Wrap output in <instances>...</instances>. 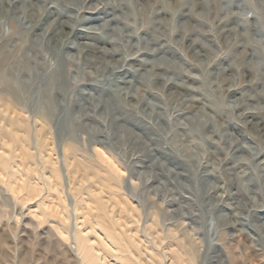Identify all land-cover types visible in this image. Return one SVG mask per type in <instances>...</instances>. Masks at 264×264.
I'll list each match as a JSON object with an SVG mask.
<instances>
[{"label":"rangeland","instance_id":"obj_1","mask_svg":"<svg viewBox=\"0 0 264 264\" xmlns=\"http://www.w3.org/2000/svg\"><path fill=\"white\" fill-rule=\"evenodd\" d=\"M96 2L88 0L85 8ZM137 2L155 6L153 16L145 14L139 35L129 38L132 46L143 49L128 63L136 67L144 65L143 81L148 90L141 89L137 95L149 103L137 111L134 99L131 104L121 100L132 112V118L119 126V134L128 140L142 137L151 145L150 136L144 135L148 132L160 138L166 145V153L157 152L151 146L133 153L127 148L115 147L107 137L89 142L74 135L66 122L54 119L50 112H41L39 107L19 101L0 104V123H9L17 131L14 135L0 130V143L10 144L4 145L7 151L19 147L14 154L20 151V142L26 143L24 148L30 150L29 155L18 152L21 157L14 156L12 161L22 164V158L34 164L30 171L24 163L19 168L15 165V170L9 172L0 170V264H10L9 256L11 264H84L73 239L81 224L85 231L98 233L96 236L92 232L91 240L100 244V253L109 264H188L186 246L194 242L188 227L189 217L185 214L194 193L184 185L190 184L197 175L192 170V158L199 153V148L193 140L202 141L214 153L210 156L211 163L201 166L204 174L199 176L201 185L206 183L211 187L216 182L215 169L231 175L243 167L238 159L243 153L230 155L220 138L247 143L255 134L253 126L259 121L256 113L264 110V99L248 100L247 94L252 89L240 83L235 74L225 71V62L218 55L219 46L215 43L219 37L213 36L209 28L201 27L206 22L198 20L199 9L195 3L190 13L182 7L184 0H133ZM111 7L101 8L98 13L85 11L83 15L100 18L88 21L89 25L85 23L83 27H95L102 19L110 18ZM51 9L62 11L55 5ZM66 11L65 15L74 13L75 9ZM45 13L42 6L41 15ZM131 31L125 28V32ZM132 52L135 53V48ZM121 54L116 51L113 57L118 60ZM228 79H236L240 89L215 93L208 88L210 80ZM163 102L170 109L166 117L156 115ZM226 103L245 105L247 115L244 108L226 110ZM177 116L179 122L174 123ZM18 117L28 130L37 127L48 137L54 152L51 151L52 158L59 160L55 169L49 163L43 165L37 153L31 154L36 152L35 138L32 132L23 134L20 124H16ZM245 132L248 137L242 135ZM205 136L211 140L204 141ZM168 137L171 143L165 139ZM64 145L75 151L76 161L71 160L75 167L69 170L60 160ZM78 162L81 163L77 166ZM41 172L51 175L58 183L48 187ZM154 232L162 237L157 243L153 240ZM130 233L139 239L137 247L129 239ZM256 235L253 231L251 236L245 233L232 239L236 248L246 250L248 264H264V250L259 245L251 247ZM179 243L184 245L179 247ZM7 249L13 252L5 255Z\"/></svg>","mask_w":264,"mask_h":264},{"label":"clouds","instance_id":"obj_2","mask_svg":"<svg viewBox=\"0 0 264 264\" xmlns=\"http://www.w3.org/2000/svg\"><path fill=\"white\" fill-rule=\"evenodd\" d=\"M193 3L199 9L198 20L206 22L201 27L209 28L213 36L219 37L215 43L219 46L218 55L225 62V71L235 74L240 83L252 89L247 94L248 100L264 99V0H184L182 7L191 13ZM54 5L62 10L61 15L68 8L75 12L68 13L64 19L50 13L41 15L42 6L46 10ZM86 5L88 0H23V3L0 0V98L15 99L39 107L41 112H50L54 119L66 122L74 135L89 142L107 137L115 147L127 148L133 153L151 146L165 154L166 145L148 132L144 135L150 136L151 145L142 137L128 140L119 134V126L132 118V112L121 100L131 104L134 99L137 111L149 103L137 95L141 89L148 90L143 81L144 65L136 67L128 63L143 49L132 46L129 38L139 35L145 14L153 16L155 6L133 3V0H97L87 9ZM108 5L113 8L110 18L102 19L95 27H83L92 19L83 15L85 11L98 13ZM125 28L132 31L125 32ZM78 30L85 32L92 42L83 43L78 39ZM116 51L122 53L118 60L110 58ZM208 88L215 93L230 92L240 89V84L236 79L210 80ZM241 108L247 115L245 105L225 104L226 110ZM169 111L163 102L156 115L166 117ZM256 115L259 121L253 126L255 134L247 143L221 136L222 146L230 155L243 153L238 157L243 167L229 175L213 165L217 180L211 187L206 183L201 185L199 176L204 175L201 166L211 163L210 156L214 153L202 141L193 140L199 148V153L192 158V170L197 175L190 184L184 185L194 193L185 214L189 217L188 227L194 242L186 246L188 264H197V261L199 264H248L246 250L236 248L232 239L245 233L251 236L253 231L257 235L251 247L259 245L264 250V159H261L264 110ZM178 122L179 116L174 123ZM242 135L248 137L246 132ZM165 139L171 143L170 137ZM203 140L210 141L211 137L205 136ZM13 249H7L5 255ZM11 261L9 256L10 264Z\"/></svg>","mask_w":264,"mask_h":264},{"label":"bare ground","instance_id":"obj_3","mask_svg":"<svg viewBox=\"0 0 264 264\" xmlns=\"http://www.w3.org/2000/svg\"><path fill=\"white\" fill-rule=\"evenodd\" d=\"M21 3H23V0H21ZM112 8V7H111ZM113 9V8H112ZM46 14L50 13L52 15H61L60 13L61 12H57L56 10L54 9H46L45 10ZM67 12V11H66ZM44 13V12H43ZM65 13V12H64ZM68 14V13H67ZM67 14L61 16V19H64L67 17ZM99 15L95 18H92L90 21H96V20H99ZM88 24V23H87ZM89 25V24H88ZM91 25V24H90ZM76 37L78 39H80L83 43H90L92 42L90 40V38L87 36L86 33H82L81 31L76 33ZM113 47V46H111ZM113 53H116V52H113ZM113 53L110 54V58L113 57ZM118 56V55H117ZM173 92L175 93L176 91L173 90ZM16 100L13 99L11 101L7 100V99H3V98H0V104H13ZM134 102V101H133ZM4 112V111H3ZM14 113V112H13ZM12 121V120H10ZM21 119L16 118V124H20V129L23 131V134H30V132H32V136H34L35 138V141H34V148L36 150V152L32 153L31 154H35L37 153V155L40 157L41 159V162L42 164L44 165L45 163H49L50 165H52V168L55 167V164L56 163H59V160H55L54 158H52V155L51 153L53 152L52 148L49 147L50 143L47 141L48 140V137H44L45 136V133L41 132L42 129H38L37 127H34L33 130H28L27 127H25L22 123H21ZM1 122V121H0ZM4 122V121H3ZM258 123V121H257ZM251 124V123H250ZM249 125V124H248ZM10 124L9 123H0V130L3 132L5 131V133H12V134H17V131L15 132V130L13 128H10ZM4 142V141H3ZM10 145L8 143H6V141L4 143H0V170L3 171V172H9L11 170L14 169V166L16 165L18 168L20 166L23 165L24 163V167L28 168L29 171L30 169H32L33 165L31 163H27V162H24L22 161L23 159L21 158L20 162H15L14 160L12 161V158L15 156V157H21L20 154L22 155V153L24 155H27L28 154V150L27 148H24L25 147V144L21 143V149L20 151H18L20 154H18V152L16 154H14L15 151L18 150V148L16 147H11L10 150H5L4 148V145ZM24 148V149H23ZM30 151V150H29ZM52 151V152H51ZM13 152V155L11 154ZM48 153V154H47ZM54 153V152H53ZM74 153L75 151L71 148V147H68L66 145H64L63 147V154L61 156V161L63 163V165L66 167L67 170H69V168L71 167H75L74 165H72V161L71 160H75L74 158ZM30 154V155H31ZM29 155V154H28ZM27 155V156H28ZM48 155V156H47ZM10 158H11V162H10ZM57 159V158H56ZM81 163V162H78L76 163L77 166L78 164ZM83 164V163H82ZM81 164V165H82ZM84 165V164H83ZM58 166V165H57ZM56 166V167H57ZM51 167V166H50ZM25 168V169H26ZM55 169V168H54ZM57 169V168H56ZM15 170V169H14ZM0 171V172H1ZM56 172V171H55ZM41 174L43 175L42 178H44L47 183H48V187L50 188H53L58 182L57 181H53V179L51 178V175H47L43 172H41ZM43 179V181H44ZM30 183V182H29ZM31 184V183H30ZM29 184V185H30ZM46 184V183H45ZM32 186V185H31ZM34 189L36 190V188L34 187ZM12 190V189H11ZM75 220L76 222L78 221V216L75 217ZM78 222H77V226H78ZM86 228H82V224L78 227V229H76L75 231V234L73 235V239L75 241V244H76V248H77V251L78 253L80 254L81 256V259H82V262H84V264H109L108 262H106L105 260V257L100 253L101 250H100V247H99V243H97V241L95 240H91V233L93 232L96 236H98V233L95 231V230H92V232H90V229L88 231H85ZM66 231V230H65ZM61 232V231H60ZM64 232V230H63ZM62 233V232H61ZM156 233L153 240H154V243L159 240H161V235H158L159 232H154ZM66 234V232H65ZM67 235V234H66ZM67 239V238H66ZM129 239L134 243L136 244V247L138 246V244L140 245V241L139 239H136L135 238V234L134 233H130L129 235ZM105 243V242H104ZM184 244L183 243H179V247L180 246H183ZM106 246V245H104ZM107 247V246H106ZM183 252V250H182ZM187 259V258H186ZM186 259L184 261H186Z\"/></svg>","mask_w":264,"mask_h":264}]
</instances>
